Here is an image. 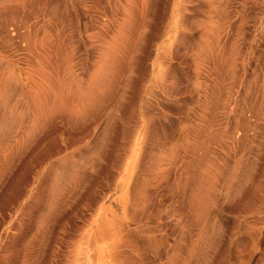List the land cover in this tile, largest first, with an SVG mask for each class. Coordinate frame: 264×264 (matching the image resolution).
<instances>
[{
    "label": "rangeland",
    "instance_id": "374dc122",
    "mask_svg": "<svg viewBox=\"0 0 264 264\" xmlns=\"http://www.w3.org/2000/svg\"><path fill=\"white\" fill-rule=\"evenodd\" d=\"M0 4V264H264V0Z\"/></svg>",
    "mask_w": 264,
    "mask_h": 264
},
{
    "label": "bare ground",
    "instance_id": "6f19581e",
    "mask_svg": "<svg viewBox=\"0 0 264 264\" xmlns=\"http://www.w3.org/2000/svg\"><path fill=\"white\" fill-rule=\"evenodd\" d=\"M3 8H4V6L0 4V11H1Z\"/></svg>",
    "mask_w": 264,
    "mask_h": 264
}]
</instances>
